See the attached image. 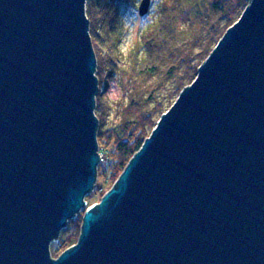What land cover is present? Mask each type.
Listing matches in <instances>:
<instances>
[{
    "label": "water",
    "instance_id": "obj_1",
    "mask_svg": "<svg viewBox=\"0 0 264 264\" xmlns=\"http://www.w3.org/2000/svg\"><path fill=\"white\" fill-rule=\"evenodd\" d=\"M87 1L0 0V264H264V0H249L93 204ZM81 211L77 241L54 257Z\"/></svg>",
    "mask_w": 264,
    "mask_h": 264
},
{
    "label": "trees",
    "instance_id": "obj_2",
    "mask_svg": "<svg viewBox=\"0 0 264 264\" xmlns=\"http://www.w3.org/2000/svg\"><path fill=\"white\" fill-rule=\"evenodd\" d=\"M128 2L89 0L86 6L100 81L96 114L100 120L98 140L102 158L95 189L103 194L149 136L148 127L153 129L161 115L170 108L165 103L171 106L180 91L195 79L199 65L226 29L238 19L249 0H164L156 19L140 32L136 46L130 49L133 57L127 64L123 62L124 54L121 56L119 45L123 27L120 9ZM136 5L137 0H134L131 7ZM107 15H111L110 25L100 28L98 24L104 23ZM119 71L128 74V84L135 83L136 86L132 87L135 94H131L121 124L108 127L104 115L107 98L101 90L107 79L116 78ZM142 85L149 90L145 98L138 96L141 91L138 87ZM132 89L130 93H133ZM164 89L169 90L167 97L161 96ZM154 101L152 107L155 110H148L147 105ZM154 112L160 114L157 120L153 118ZM76 221L77 217L73 218L61 231L59 239L51 245L52 253L77 241L81 225L78 226Z\"/></svg>",
    "mask_w": 264,
    "mask_h": 264
},
{
    "label": "rangeland",
    "instance_id": "obj_3",
    "mask_svg": "<svg viewBox=\"0 0 264 264\" xmlns=\"http://www.w3.org/2000/svg\"><path fill=\"white\" fill-rule=\"evenodd\" d=\"M128 1H130V2L127 3V6L124 5L120 9V12L122 13L120 21H121L123 27H122V31L120 33V36L122 38L120 39V45H119L121 56L124 54L122 56L123 62L124 63L127 62V64L129 62H131V60H132L133 56L130 54V49H132L133 46H136L137 39L139 38L140 32L156 19L157 15L159 13V9L162 6V4L164 3V0H151L149 12L146 15L141 16L139 14V5H140L142 0H137L136 7H133V6L131 7L134 0H128ZM123 8L124 9L126 8V9L124 10ZM110 17H111V15H107L105 20H104L105 22L99 23L98 26L100 28H102V27L106 28V26L110 25L109 24V21L111 20ZM109 18H110V20H109ZM128 81H129L128 74L124 71H119L116 78L107 79L106 83L104 84V86L101 90V91H103L104 96L107 98V105L104 106V111H105L104 115L106 117V125L108 127H118L121 124V122L124 119V111L127 107L128 102L130 101V97L135 94V90L132 89L133 86H136L135 83L132 81L130 84H128ZM166 85L168 86L170 84L166 83ZM138 88H140L142 91V92L140 91L138 93V96L144 97V98L147 97L149 90L146 88V86L142 85ZM131 89L133 90V93L129 92ZM168 93H169V90L164 89L161 96L163 95V96L167 97ZM174 102H175V100H174ZM154 104H155V101L153 103H151L150 105H147L148 110H150V109L155 110V108L152 107V105H154ZM168 105H169L168 103H165L166 107H171ZM159 117H160L159 112H156L153 115V118L156 120ZM157 122H158V120H157ZM148 128H149V131L151 133V131H152L151 126H149ZM102 195H103L102 191H97L95 189L90 194V198H88V202L92 203V204L95 202H98L101 199ZM82 217H83V211H81V213H79L77 215V221L76 222H77L78 226L82 224V222H81ZM62 251H63V249L59 250L56 253H52V254L54 257H57Z\"/></svg>",
    "mask_w": 264,
    "mask_h": 264
}]
</instances>
